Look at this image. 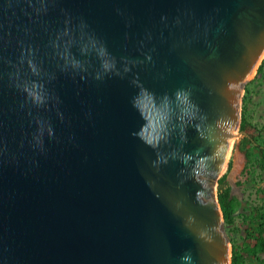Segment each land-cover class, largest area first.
Returning a JSON list of instances; mask_svg holds the SVG:
<instances>
[{
	"label": "water",
	"instance_id": "95a60500",
	"mask_svg": "<svg viewBox=\"0 0 264 264\" xmlns=\"http://www.w3.org/2000/svg\"><path fill=\"white\" fill-rule=\"evenodd\" d=\"M263 55L264 0H0V264H230Z\"/></svg>",
	"mask_w": 264,
	"mask_h": 264
},
{
	"label": "rangeland",
	"instance_id": "374dc122",
	"mask_svg": "<svg viewBox=\"0 0 264 264\" xmlns=\"http://www.w3.org/2000/svg\"><path fill=\"white\" fill-rule=\"evenodd\" d=\"M244 129L240 130V125ZM239 136L235 139L231 155L227 161L225 171L220 174L213 187V193L218 202V181L225 175L228 183L229 215L227 218L220 208L222 227L228 241L229 259L233 244L240 245L245 239V233L251 226L248 215L254 207L264 203V169L257 165L259 152L257 146L264 145V55L254 74L245 84L240 97ZM240 158L237 164L236 158ZM247 165H254L253 170L246 174ZM224 189V188H223ZM222 189V190H223ZM252 245L251 238L246 240ZM257 261L252 256H246L248 264H264V248L257 252Z\"/></svg>",
	"mask_w": 264,
	"mask_h": 264
},
{
	"label": "trees",
	"instance_id": "16d2710c",
	"mask_svg": "<svg viewBox=\"0 0 264 264\" xmlns=\"http://www.w3.org/2000/svg\"><path fill=\"white\" fill-rule=\"evenodd\" d=\"M244 129V125H240V130ZM258 152L260 154L258 161L256 162L260 169H264V145L257 146ZM254 165H247L244 169L246 174L249 170H253ZM218 202L220 208L227 218L229 213V200L228 194V183L223 175L218 181ZM224 188V189H223ZM223 189V190H222ZM248 221L251 222V226L245 233V239L242 244H233L231 251L230 264H248L246 262V256H252L257 261L261 262L260 258L257 257V252L262 251L264 248V203H261L257 207H254L248 215ZM251 238L253 240L252 245L246 242L247 239Z\"/></svg>",
	"mask_w": 264,
	"mask_h": 264
},
{
	"label": "bare ground",
	"instance_id": "6f19581e",
	"mask_svg": "<svg viewBox=\"0 0 264 264\" xmlns=\"http://www.w3.org/2000/svg\"><path fill=\"white\" fill-rule=\"evenodd\" d=\"M254 71H255V70H254ZM254 71L252 72L251 76L254 74ZM251 76H250V77H251ZM238 136H239L238 128H236V130L233 132V135H232V137H231V139H230V141H229V143H228V147H227V150H226L225 161H224V164H223V166H222V169H221L222 171H221V173L225 171L227 161H228V159H229V157H230V155H231V150H232V148H233V144H234V142H235V139H236ZM236 161H237V164H239V162H240V158L237 157V158H236Z\"/></svg>",
	"mask_w": 264,
	"mask_h": 264
}]
</instances>
